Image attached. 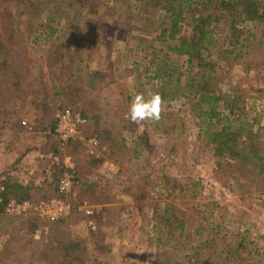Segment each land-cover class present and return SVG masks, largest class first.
Masks as SVG:
<instances>
[{
  "label": "rangeland",
  "instance_id": "obj_1",
  "mask_svg": "<svg viewBox=\"0 0 264 264\" xmlns=\"http://www.w3.org/2000/svg\"><path fill=\"white\" fill-rule=\"evenodd\" d=\"M95 1L97 6H76L74 13L61 2L56 8L42 6L39 0H26L28 6H17L13 22L20 40L15 34L13 46L16 53L24 51L29 75L9 97L0 96V172H12L31 186L52 182L58 175L60 184L68 176L70 188L62 192L71 193L75 202L62 198L71 206L65 217L75 207L81 214L73 215L65 225L48 224L65 217L49 218L33 206L58 197L36 202L10 199L5 217L0 218V264H28L34 257L38 261L36 241L54 233L66 234L83 245L87 251L83 264H220L221 260L227 264H264V193L242 192L233 181L224 182L215 174L218 159L200 136L189 97L162 100L158 121L131 124L125 118L131 89H150L149 80L132 62L144 57L145 43L141 40L152 38L148 34L153 27L132 21L133 13H125L130 6L123 0ZM118 17L133 29L116 26ZM138 26L142 30L134 29ZM50 27L55 28L51 33ZM256 34L250 37L252 43L245 41L244 48L253 61L244 60L247 55L232 61L219 87L241 88L248 108L243 119L257 117L256 124L264 126V46H257L260 37ZM62 60L71 72H78L75 68L81 63L90 71L85 74L102 73V90L88 96L99 106L88 108L93 112L88 115L97 114L94 121L82 114L80 101L61 103L53 96L50 66ZM108 63L112 64L110 70ZM113 73L115 79L109 77ZM65 109L77 113L84 122L80 126L83 140L67 147L70 150L65 156L69 159L63 162L54 152L59 143L53 145L52 136L40 128L39 120L53 113L56 118ZM8 112L25 125L20 124L17 131L11 129V124H16L5 123L11 119ZM93 138L96 144L89 141ZM48 148L51 155L45 154ZM30 160L33 171L26 169ZM165 177L175 194L164 190ZM78 200L81 202L76 204ZM11 201L29 203L30 207L11 210ZM169 207L180 219L192 216L195 225L219 239L222 251L210 252L213 243L199 248L196 235L187 236L179 230L169 238L162 223V212ZM19 214L25 217L16 216ZM35 214L42 223L33 224ZM215 226L218 228L212 229ZM99 229L102 233L95 239L92 233ZM190 231L194 235L193 228ZM98 240L100 249L96 248Z\"/></svg>",
  "mask_w": 264,
  "mask_h": 264
},
{
  "label": "trees",
  "instance_id": "obj_2",
  "mask_svg": "<svg viewBox=\"0 0 264 264\" xmlns=\"http://www.w3.org/2000/svg\"><path fill=\"white\" fill-rule=\"evenodd\" d=\"M129 1L123 0L130 6L125 13L126 11L133 13L132 21L134 19L153 27L148 34L152 38L141 40L145 43L144 47L141 45L144 57L142 56L139 62L133 61L132 64L139 72L144 73V77L149 80L150 89L158 91L161 100L190 98L192 102L190 109L197 119L200 136L211 148L212 156L218 159L214 166L217 176L222 177L224 182L233 181L242 192L257 190L264 193V126L256 124L257 117L251 121L249 118L247 121L243 119L242 114L247 104H245L246 97L241 88L231 86V88L220 90L219 87L222 76L227 72V66L229 67L232 61L240 60L246 55L248 57L244 60L253 61L244 49L247 47L245 41L252 43L250 37L255 38L258 33L260 38L257 46H264L262 43L264 41V0ZM59 2L70 8L73 13L76 11V6L99 4L95 0H39L42 6L50 4L49 8H56ZM17 6L28 5L26 0H0V96L9 97L15 89L20 88L19 84L29 75L24 63V51L16 53L13 46L15 34L18 36L16 40H20L18 28L13 22L17 14ZM117 23L123 29H133L122 17H118L115 21L116 26ZM147 27H143L144 31ZM222 27L225 30L222 31ZM54 29L50 27L49 32H53ZM112 29L115 30L113 26H111ZM134 29L142 30L140 26ZM105 36L106 34L103 37ZM16 45L19 46V43ZM108 64L110 70L112 64ZM67 67L72 69L65 64L64 60L50 66L52 74L49 76L50 89L53 90V96L58 98L57 102L61 103L80 101L82 114L89 120L97 118L95 113L88 115L93 113L88 110L90 106L99 108L88 96L102 90H100L102 85L99 82L102 73L96 70L93 74H85L90 71L85 70L81 63L75 68L78 72H71ZM128 68L126 67L125 71ZM113 75L114 73L109 74V77L115 79ZM129 99L130 96H127L126 100ZM7 114L11 119H5V123L16 124L13 126L11 124V129L17 131L19 127L21 129L20 124L25 125L18 118L14 120V114L9 112ZM39 122L45 134L52 136V143L55 145L58 142L57 138L50 132V125L56 122L54 113L49 116L45 114V118L40 119ZM131 124L135 123L131 122ZM95 162L93 160L92 165ZM60 168L58 170H61ZM58 176L52 182L43 181L41 185L31 186L13 176L12 172H0V185H2L0 218L5 217V207L10 199L36 202L58 197L72 199L74 203L75 199L72 198L71 193L64 194L60 191ZM164 181V190L175 194V189L168 183L169 179L165 177ZM77 198L79 199L78 196ZM79 202L81 200H78L76 204ZM181 213L185 215L184 210H181ZM75 214H81V210L75 207L69 216L50 221L48 224L65 225L67 220ZM16 216L25 217L23 214ZM32 217H34L33 224L42 223L36 214ZM202 218L208 219L206 216ZM162 220L164 231L169 238L174 237L176 230H179L187 236L195 237L196 235L195 241L198 242L199 248L206 249L210 243H213L209 248L210 252L222 251L219 239L216 236H210L200 224L195 225L192 216L186 215L185 218L180 219L179 215L172 211V207H169L163 210ZM100 226L98 222V227ZM191 228L194 235L190 231ZM217 228L215 226L212 229ZM101 233L99 229L92 235L97 239L95 236L99 237ZM246 237L247 235L241 239L240 243L244 242ZM36 242L39 244L37 248H40V256L37 257L38 261L34 260L35 257L31 258L28 264H83V259L87 258V251L83 245L66 234H50ZM100 247L102 244L98 240L96 248L100 249ZM219 263L227 264L223 260Z\"/></svg>",
  "mask_w": 264,
  "mask_h": 264
},
{
  "label": "built area",
  "instance_id": "obj_3",
  "mask_svg": "<svg viewBox=\"0 0 264 264\" xmlns=\"http://www.w3.org/2000/svg\"><path fill=\"white\" fill-rule=\"evenodd\" d=\"M82 122H84V119L79 117V115L71 109H65L56 115V122L50 129V131L57 138V141L59 143V151H65L68 149V146L72 145L76 141L83 140L81 139L80 135V126ZM89 141L93 144H96L95 138ZM67 180H69L68 176H65L60 180L61 182L59 185L61 191L67 192V190L70 188L65 186V182ZM26 206L30 207V204H19L15 203L14 201H11L9 203V207L11 210L25 208ZM33 208L35 211H40L41 213L52 219L65 217L71 210L70 204H68L67 201L62 200V198L42 201L41 203L34 205Z\"/></svg>",
  "mask_w": 264,
  "mask_h": 264
},
{
  "label": "clouds",
  "instance_id": "obj_4",
  "mask_svg": "<svg viewBox=\"0 0 264 264\" xmlns=\"http://www.w3.org/2000/svg\"><path fill=\"white\" fill-rule=\"evenodd\" d=\"M130 101L126 119L130 122L139 123L144 121H158L160 119L162 100L158 91L145 89L138 91L134 87L130 92ZM70 187V179L65 182Z\"/></svg>",
  "mask_w": 264,
  "mask_h": 264
},
{
  "label": "crops",
  "instance_id": "obj_5",
  "mask_svg": "<svg viewBox=\"0 0 264 264\" xmlns=\"http://www.w3.org/2000/svg\"><path fill=\"white\" fill-rule=\"evenodd\" d=\"M50 148H48V149H46V152H45V154H49V155H51V153H50ZM68 150V149H67ZM66 151V150H65ZM65 151H62V152H65ZM54 152H57L58 153V155H59V157H62V161L64 162V161H66V160H68L69 158L68 157H66L65 156V153H68V152H65V153H62L61 155H60V151L57 149V150H54ZM53 152V153H54ZM45 154H43V156H45ZM27 156H29V158L31 157L32 158V156H31V153H27ZM25 161V160H24ZM31 160H30V163H27L28 165H26L28 168H26V169H28V170H30V171H33V169H31V168H33L34 166H32L31 165ZM34 164V163H33ZM26 176H27V174H26Z\"/></svg>",
  "mask_w": 264,
  "mask_h": 264
}]
</instances>
